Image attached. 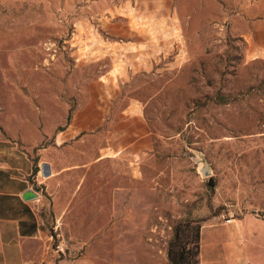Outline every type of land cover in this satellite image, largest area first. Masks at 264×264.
<instances>
[{
	"label": "rangeland",
	"instance_id": "374dc122",
	"mask_svg": "<svg viewBox=\"0 0 264 264\" xmlns=\"http://www.w3.org/2000/svg\"><path fill=\"white\" fill-rule=\"evenodd\" d=\"M133 2L0 0V142L51 161L55 133L103 91L97 80L111 60L87 58L85 50L96 42L105 50L128 46L101 23L123 30ZM174 3L171 13L183 26L170 48L184 60L130 74L111 90L102 126L66 142L77 147L76 161H99L106 213L68 217L53 231L56 217L46 206L53 237L43 249L69 264H172L167 250L176 231L192 246L195 226L207 221H264V58L247 53L241 30L252 18L240 0ZM163 37L152 45L166 48ZM132 99L153 133L147 163L102 157L103 128ZM129 180L139 183L128 192ZM110 181L125 191L112 195Z\"/></svg>",
	"mask_w": 264,
	"mask_h": 264
},
{
	"label": "crops",
	"instance_id": "0c3cea01",
	"mask_svg": "<svg viewBox=\"0 0 264 264\" xmlns=\"http://www.w3.org/2000/svg\"><path fill=\"white\" fill-rule=\"evenodd\" d=\"M240 5L245 19L252 18L241 26L247 53L264 58V0H240ZM172 8L176 11L174 0H134L123 30L119 23H101L109 33L123 36L120 40L128 46L117 42L120 48L113 51L105 50L96 42V46L85 50L87 58L96 60L108 56L111 60L109 68L97 80L98 89L103 91L89 105L78 107L63 129L55 133L51 146L55 156L51 161L44 158L35 161L33 156L0 142V264H69L66 257L56 258L58 253L54 249L51 254L43 249L53 237L48 233L45 218L47 205L52 204L56 217L53 231L64 227L68 217L105 216L102 203L105 183L96 171L99 161H76L77 147L66 142L102 126L114 97L111 90L130 74L153 68L162 71L184 60L180 49L170 48L175 44L177 28L182 31L183 26L181 18L172 15ZM161 35L167 47L157 49L152 43ZM88 37L86 34L83 39ZM106 39L110 44L115 41ZM165 58L168 60L158 66L157 61ZM103 134L102 157L149 162L153 133L139 101L132 99L112 116ZM42 162L49 164L50 174L46 177L41 175ZM136 183L139 182L129 180L127 191ZM109 186L112 195L125 191L120 183L115 187L110 181ZM28 188L37 197L23 200L21 193ZM95 231H102V226L95 224ZM199 264H264V221L245 216L236 221L226 222L222 218L203 223L199 230Z\"/></svg>",
	"mask_w": 264,
	"mask_h": 264
},
{
	"label": "trees",
	"instance_id": "16d2710c",
	"mask_svg": "<svg viewBox=\"0 0 264 264\" xmlns=\"http://www.w3.org/2000/svg\"><path fill=\"white\" fill-rule=\"evenodd\" d=\"M195 229V238L197 239H194L192 246L188 245V242H181L178 231L169 241L167 255L172 264H198L200 226H195Z\"/></svg>",
	"mask_w": 264,
	"mask_h": 264
},
{
	"label": "water",
	"instance_id": "95a60500",
	"mask_svg": "<svg viewBox=\"0 0 264 264\" xmlns=\"http://www.w3.org/2000/svg\"><path fill=\"white\" fill-rule=\"evenodd\" d=\"M40 170L42 176L44 177L48 176L50 174L49 164L47 162H42ZM21 197L23 200H29L37 197V194L36 192H34L33 189L28 188L21 193Z\"/></svg>",
	"mask_w": 264,
	"mask_h": 264
},
{
	"label": "built area",
	"instance_id": "2783aa9c",
	"mask_svg": "<svg viewBox=\"0 0 264 264\" xmlns=\"http://www.w3.org/2000/svg\"><path fill=\"white\" fill-rule=\"evenodd\" d=\"M230 219L229 218H225V221L228 222Z\"/></svg>",
	"mask_w": 264,
	"mask_h": 264
}]
</instances>
